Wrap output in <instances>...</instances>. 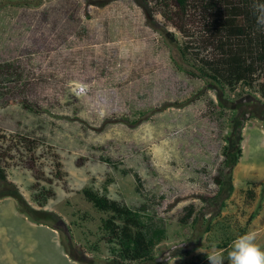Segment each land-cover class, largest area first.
I'll use <instances>...</instances> for the list:
<instances>
[{"label":"rangeland","instance_id":"374dc122","mask_svg":"<svg viewBox=\"0 0 264 264\" xmlns=\"http://www.w3.org/2000/svg\"><path fill=\"white\" fill-rule=\"evenodd\" d=\"M142 1L0 0V166L27 203L0 198V264H210L250 230L264 247L260 86L201 76L213 0ZM103 195L164 221L149 259L120 258Z\"/></svg>","mask_w":264,"mask_h":264},{"label":"trees","instance_id":"16d2710c","mask_svg":"<svg viewBox=\"0 0 264 264\" xmlns=\"http://www.w3.org/2000/svg\"><path fill=\"white\" fill-rule=\"evenodd\" d=\"M179 2L183 9L187 8L188 0ZM141 5L147 11L150 10L148 0H143ZM207 7L211 15L204 26L205 31L211 33L208 38L215 47L213 57H209L213 59L214 65H211L210 69H206V66L201 67L199 69L202 71L201 76L227 86L238 83L252 85L258 82L264 96V27L256 24L254 0H213L207 3ZM187 47L182 50L183 55L187 53ZM10 66L11 63H5L1 67ZM223 181L224 179H221L217 183L222 185ZM139 187L142 188L140 182ZM6 195H14L27 204L0 166V198ZM157 196L159 201L164 198L163 195L156 194H152L150 198ZM91 201L99 210L110 213L105 221V227L114 231L113 240L118 241L119 256L122 260L149 259L152 251L167 238L164 221L145 213V207H130L106 195L92 197ZM255 215L257 212L250 215L249 221H252ZM198 220L199 216H194V221ZM215 246L227 253L231 250L228 242Z\"/></svg>","mask_w":264,"mask_h":264},{"label":"clouds","instance_id":"9594fccd","mask_svg":"<svg viewBox=\"0 0 264 264\" xmlns=\"http://www.w3.org/2000/svg\"><path fill=\"white\" fill-rule=\"evenodd\" d=\"M254 14L256 24L264 27V0H254ZM210 264H264V247L257 243V234L248 231L238 236L231 243V250L227 257L221 252H214L208 256Z\"/></svg>","mask_w":264,"mask_h":264}]
</instances>
